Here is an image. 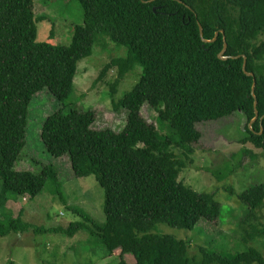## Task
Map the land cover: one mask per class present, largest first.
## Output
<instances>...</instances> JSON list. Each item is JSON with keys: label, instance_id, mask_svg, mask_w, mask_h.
<instances>
[{"label": "trees", "instance_id": "1", "mask_svg": "<svg viewBox=\"0 0 264 264\" xmlns=\"http://www.w3.org/2000/svg\"><path fill=\"white\" fill-rule=\"evenodd\" d=\"M78 1L83 23L73 27L70 44L61 46L36 42V23L44 19L35 18L33 0H0V237L30 230L68 237L82 232L101 242L103 258L120 251L117 264H129L126 256L134 264H193L189 242L152 231L161 223L192 231L202 220L221 219L213 193L197 192L179 180L201 138L198 123L241 112L249 133L242 143L264 155V0ZM223 38L224 55L229 56L225 61L217 56ZM104 39L127 50L125 58L112 59L100 76L118 69L112 96L128 73L142 68L137 84L115 106L116 111L127 110L125 126L119 131L95 129L93 111L66 112L64 105L44 120L40 137L53 157H68L74 176L94 177L104 191L105 222L98 224L70 206L82 222L32 229L20 215L7 213V202L12 196L33 199L49 180L60 184L52 165L39 173L14 170L26 145L29 103L43 90L62 104L68 100L77 63ZM244 56L246 72L253 77L243 71ZM255 98L259 118L250 127ZM147 104L157 112L158 125L143 117ZM165 126L168 131L161 133ZM238 200L247 211L242 223L252 227L248 236L264 235L256 225L264 207V182L248 187ZM199 253L196 264H264V256L253 249L228 254L200 248Z\"/></svg>", "mask_w": 264, "mask_h": 264}, {"label": "rangeland", "instance_id": "2", "mask_svg": "<svg viewBox=\"0 0 264 264\" xmlns=\"http://www.w3.org/2000/svg\"><path fill=\"white\" fill-rule=\"evenodd\" d=\"M35 18L44 21L36 23V42L68 46L73 27L82 25L83 10L78 0H33ZM125 47H117L110 39L98 42L92 53L77 63L73 80L72 95L63 104L49 91L37 93L28 106L26 145L14 165L15 171L39 173L44 165H52L58 173L60 187L49 180L42 192L33 199L11 197L7 202V213L13 218L31 224L32 229L67 228L71 223L82 222L69 208L75 207L88 214L96 223L105 222L104 191L93 176L78 178L72 172L68 157L56 158L45 150L40 131L44 120L66 105L78 111L91 110L96 119L95 129L112 128L121 130L127 119V110H115V106L130 92L139 80L141 67L128 73L116 86L118 69L110 70L102 79L101 73L112 59L125 58ZM264 63V60H263ZM145 120L157 124V112L145 105L142 109ZM247 120L241 112H234L217 121L198 123L201 138L193 144L194 154L187 160V167L179 180L200 193H213L220 203V220H202L194 230H179L166 224H158L152 233L173 236L190 243L189 259L196 264L201 260L200 248L212 252L236 254L253 249L264 256V235L250 238L252 227L242 221L246 218V206L238 195L252 185L264 182L263 150L251 143H242L249 133ZM167 132L168 127L161 128ZM181 155L180 148H174ZM2 182L0 180V189ZM61 197V199H60ZM257 229H264V207L258 211ZM91 228L89 224H86ZM120 251L111 258H103L104 248L96 237L79 232L73 237L62 233L10 234L0 237V264H117ZM134 264L132 256H126Z\"/></svg>", "mask_w": 264, "mask_h": 264}, {"label": "water", "instance_id": "3", "mask_svg": "<svg viewBox=\"0 0 264 264\" xmlns=\"http://www.w3.org/2000/svg\"><path fill=\"white\" fill-rule=\"evenodd\" d=\"M155 11V10H154ZM199 30H200V36L202 37V26L201 25H199ZM222 32V31H221ZM217 36H218V33H215L214 34V38L212 39V41H214V40H216V38H217ZM203 41L204 42H206L204 39H203ZM210 42V41H209ZM226 43L224 42V38H223V48H222V51L221 52H219L218 53V59L219 60H221V61H225L226 59H229V56H225L224 55V52L226 51ZM230 58H232V56H230ZM236 58H239V56H236ZM244 63H243V71L246 73V75L247 76H250V77H253V74L252 73H247L246 72V66H247V60H246V58H245V56H244ZM255 87H256V84L254 83L253 84V89H252V95L254 96V91H255ZM255 97V96H254ZM257 105H258V102H257V100H256V98H255V104H254V110H255V117H254V119L251 121V123L249 124V126L251 127V125L253 124V123H255L257 120H258V118H259V114H258V111H257Z\"/></svg>", "mask_w": 264, "mask_h": 264}]
</instances>
